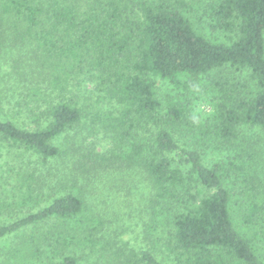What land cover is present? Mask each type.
I'll return each mask as SVG.
<instances>
[{"label": "trees", "instance_id": "1", "mask_svg": "<svg viewBox=\"0 0 264 264\" xmlns=\"http://www.w3.org/2000/svg\"><path fill=\"white\" fill-rule=\"evenodd\" d=\"M202 10L208 20L197 26L186 0H0V21L38 44L27 70L9 73L29 91L46 89L47 103L35 129L0 117V140L68 162L91 190L9 223L0 201V239L18 238L4 264H161L129 249L93 201L104 177L131 171L148 188L144 210L160 206L155 214L169 219L177 264H264V202L237 209V188L254 190L253 156L229 150L241 127L264 129V0H206ZM156 78L179 87L161 100ZM201 102L211 106L203 119L193 112ZM183 127L198 133L192 146L179 139ZM75 130L77 142L61 146ZM98 134L116 153L84 144Z\"/></svg>", "mask_w": 264, "mask_h": 264}, {"label": "rangeland", "instance_id": "2", "mask_svg": "<svg viewBox=\"0 0 264 264\" xmlns=\"http://www.w3.org/2000/svg\"><path fill=\"white\" fill-rule=\"evenodd\" d=\"M186 1L191 5V10L193 8V11L189 12V17L199 26V18H206L202 14V2L206 0ZM12 28L13 25L9 22L0 21V117L13 121L21 127L35 129L37 128V122L44 120L42 114L47 103L42 96L46 89L42 90V94L38 89L29 91L22 84L17 85L14 77L10 74L13 71L11 66L14 68V65L17 66L14 72H18V69L27 70V60L29 63L34 58V49L37 48L38 44L30 39L20 41L14 35V31L12 32ZM208 32L212 38L220 37L226 40L228 36L224 32ZM32 63L35 64L33 68H36L41 61L40 59H34ZM229 72L230 70L225 69L223 74L227 75ZM230 75H233V73ZM235 75L239 74L234 72ZM155 82L161 100H165L169 94H172L179 87L178 81L156 78ZM104 107L110 108L112 105L104 104ZM210 108L211 106L201 102L195 106L193 105V112H196L197 116L203 119L211 110ZM182 129L179 139L184 144L190 143L188 140L197 142L194 137L197 133L195 130L189 131L185 127ZM76 131L65 134L60 139L61 146L69 147L75 139V142H77ZM68 138L70 140L66 143ZM236 140L234 144L240 142L239 146H229L230 152L235 154L243 145V149L246 148L253 156L250 161L251 173L255 177L254 190L250 189V191L245 187L237 188V197L241 200L238 202L240 206L237 205L239 211L238 207L244 208V205L250 202L251 199L264 202V129L243 126L240 128L239 138ZM84 144L89 148L94 147V150L99 153L115 152L116 149L112 139L104 134L88 136ZM190 146H192L191 143ZM200 147H203L202 144ZM215 158L216 161L219 159L218 155L214 153V160ZM72 174V165L64 160H46L21 146L11 145L0 140V201L8 204L1 222L9 223L35 212L63 193L75 191L81 194H90L91 190L87 191L83 179L76 180L75 175ZM99 184L100 189L93 196V201L95 200L94 203L99 208L98 210L109 221L111 230L116 226L123 229L119 239L135 252H153L161 264H177L169 246L171 236L169 219L165 215L158 216V214H155L159 213L162 207H156L158 212L156 210L153 212L151 207L144 210L150 196L142 175L134 171L126 176L114 174L111 177H104L103 180L99 181ZM242 186L240 185V187ZM243 189L248 193H242L241 190ZM260 237L258 245L261 251L259 252L264 253V239H262V236ZM16 239H18L17 236L0 239V264H4L6 252L16 246ZM95 260L92 259L91 262L84 261L83 264L102 263L101 260ZM98 261L100 262L96 263Z\"/></svg>", "mask_w": 264, "mask_h": 264}]
</instances>
